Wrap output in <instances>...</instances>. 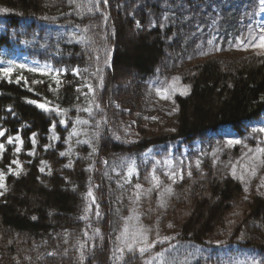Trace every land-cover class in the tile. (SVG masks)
<instances>
[{
    "label": "trees",
    "instance_id": "obj_1",
    "mask_svg": "<svg viewBox=\"0 0 264 264\" xmlns=\"http://www.w3.org/2000/svg\"><path fill=\"white\" fill-rule=\"evenodd\" d=\"M243 1L0 0V65L12 68L5 77L0 67V264H204L209 249L253 253L264 264V197L220 176L209 158L166 204H142L143 219L159 220L166 241L144 254L118 244L137 183L121 178L133 168L143 176L145 153L164 143L142 125L136 141L116 140L121 118H135L139 82L155 75L167 51L184 52L183 37L204 6L224 10ZM160 20L177 34L170 46L160 28L149 29ZM18 51L53 69L30 71L12 60ZM185 69L189 91L176 97L174 139L210 141L223 126L244 136L264 114V57L229 69L217 59Z\"/></svg>",
    "mask_w": 264,
    "mask_h": 264
},
{
    "label": "rangeland",
    "instance_id": "obj_2",
    "mask_svg": "<svg viewBox=\"0 0 264 264\" xmlns=\"http://www.w3.org/2000/svg\"><path fill=\"white\" fill-rule=\"evenodd\" d=\"M121 7L122 5L118 9ZM226 12V10L215 12L213 8L207 6L198 13L183 37L184 52L174 55L167 51V56L157 68L155 75L139 82L142 99L136 109L135 118H121L120 131L116 135L119 143L129 144L136 141L141 125L146 128L153 127L164 141L163 144L154 146L146 152L143 176L133 168L121 178L122 181H128L132 175L137 179L129 211L118 231V244L122 251H129L127 244L133 241L135 243L132 251L146 246L142 237H147V243L153 246L166 241L167 236L158 225L159 220L146 222L143 219L142 204L155 203L159 206L166 204L173 195L176 184L203 170V160L206 158L210 159L220 176L231 177L241 183L247 195L256 193L264 197V151H262L264 114L258 121L248 123V132L244 136H239L228 127L211 134L210 141L205 143L199 141L194 145H186L173 136L177 131L176 97L188 94L189 91L186 66L203 60L217 59L229 69L244 62L251 55L264 57V49L252 46L257 42L254 38L264 35V0L243 1L233 10L232 20L226 19ZM139 25L137 24V28L141 30L143 26ZM166 27L167 22L160 20L152 21L149 29L160 28L166 46H170L177 39V34L168 35ZM12 59L39 72L52 69L29 61L21 52L15 53ZM1 68L6 69L7 66L2 64ZM164 96L167 98H163ZM44 108L49 107L45 105ZM0 132L4 133L1 127ZM57 140V136L52 132V141L55 143ZM32 142L36 145L34 138ZM15 143L16 151L20 153L23 144L21 136H16ZM1 154L2 151L0 157ZM31 154L34 155V152ZM62 154L67 157L66 164L70 165L74 153L69 141L65 142ZM16 162L18 159L14 164H18ZM41 169L46 172L47 164L42 163ZM204 264H263V262L253 253L230 256L209 249Z\"/></svg>",
    "mask_w": 264,
    "mask_h": 264
},
{
    "label": "snow or ice",
    "instance_id": "obj_3",
    "mask_svg": "<svg viewBox=\"0 0 264 264\" xmlns=\"http://www.w3.org/2000/svg\"><path fill=\"white\" fill-rule=\"evenodd\" d=\"M105 3H107V0H105ZM6 11V10H5ZM254 39H256V43L255 44H253L252 46L253 47H259V48H262V49H264V35H260L259 37H257V38H254ZM30 71H35L34 69H30ZM2 72H3V75L5 76V77H10L11 76V74H12V68H6V69H2ZM17 82H19V80H17ZM57 83H59V81H57ZM163 98H167V96H164ZM40 107H42V108H44L45 107V105H43V104H41V105H39ZM262 130H264V129H262ZM4 135V133L3 132H0V136H3ZM18 139V138H17ZM9 143H12V141L11 140H9ZM18 151H19V149H17ZM0 151H3V145L2 144H0ZM262 151H264V150H262ZM16 163H18V162H16ZM41 171H43V169H41ZM131 174V173H130ZM0 189H5V184H4V174L3 173H0ZM6 190V189H5ZM169 191H170V189H169ZM0 195H3V192H0ZM89 195L91 196L92 195V193L91 192H89ZM169 227H171V225H169ZM125 231H127V229H125ZM142 239H143V242H144V244L146 245V246H143V247H139V252L141 253V254H144L146 251H147V249L149 248V247H152L153 245H151V244H148L147 243V237H142ZM135 243V241H133V242H131V243H128L127 244V247H128V250L129 251H132V249H133V244ZM123 249H121V251H122Z\"/></svg>",
    "mask_w": 264,
    "mask_h": 264
}]
</instances>
